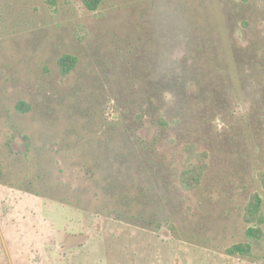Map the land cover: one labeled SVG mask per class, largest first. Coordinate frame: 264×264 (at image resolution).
I'll return each instance as SVG.
<instances>
[{
    "label": "rangeland",
    "instance_id": "rangeland-1",
    "mask_svg": "<svg viewBox=\"0 0 264 264\" xmlns=\"http://www.w3.org/2000/svg\"><path fill=\"white\" fill-rule=\"evenodd\" d=\"M100 12L81 0H0V264H264V243L250 259L223 251L242 241L250 195L264 200V0H105ZM192 31L204 46L201 88L173 111L180 139L209 151L210 171L185 195L160 165L134 179L108 162L104 126L112 108L113 121L133 118L147 63L165 61L157 79ZM66 53L80 64L62 80ZM20 101L32 112L18 113ZM128 180L145 191L118 216L91 195ZM85 194L93 208L78 201ZM159 219L174 233L149 223Z\"/></svg>",
    "mask_w": 264,
    "mask_h": 264
},
{
    "label": "trees",
    "instance_id": "trees-1",
    "mask_svg": "<svg viewBox=\"0 0 264 264\" xmlns=\"http://www.w3.org/2000/svg\"><path fill=\"white\" fill-rule=\"evenodd\" d=\"M51 4L57 6L58 0H47ZM238 4H248L251 0H235ZM105 0H81L84 8L93 14L95 17H103V13L100 12ZM78 34H83L81 40H86L88 34V28L81 26L77 30ZM194 35V36H193ZM202 40L201 34L185 33L182 37L181 46H173V54L169 57L171 67L168 70L159 73V77L154 79L157 75V65L161 71V68H167L165 61L155 60L147 63L150 67L149 70H144L140 76L136 86L138 88L137 94L140 100H136L133 103V118L127 115L122 120L113 121L114 115L109 113L108 121L109 125L104 126V131H107V139L105 140L106 157L111 164L112 156H116L115 164L121 163L120 167L127 176L135 177L141 175V167L160 165L163 170L168 169L171 175V179L174 181L173 186L177 190L185 195H192L196 191L202 188L205 178L210 171V153L206 149H201L195 142H183L179 137V129L182 120L180 116H177L175 107L177 105L181 109V103L185 96L189 97L192 94L200 91L201 82L203 77L202 64L203 56L202 52L204 46L198 43ZM172 43V42H171ZM159 45V43L157 44ZM158 54H152L151 59H157ZM149 61L148 58L145 59ZM80 64V58L74 53H66L58 60L59 73L62 80L69 79L76 71ZM194 70L192 72L191 70ZM200 72H195L199 70ZM137 94L135 96H137ZM189 99V98H188ZM111 111V109H108ZM16 111L20 114H28L32 112V105L27 101H20L16 105ZM132 120V121H131ZM132 122V127L128 122ZM12 130L20 135L15 126L11 125ZM130 128V130H128ZM146 132H150L149 138L145 137ZM131 132L133 137L131 139ZM106 133V132H105ZM104 133V134H105ZM14 135V134H13ZM8 137V146L11 147L14 137ZM122 136L128 137L124 138ZM24 140L28 138L23 135ZM109 143L112 146L116 145V150L109 153L107 148ZM86 172L89 167H82ZM120 169V168H119ZM139 172V173H137ZM112 173V170L111 172ZM94 175V172H93ZM261 188L264 190V170L260 171L257 175ZM128 178V177H127ZM89 181V179L87 178ZM129 181V180H128ZM134 181L128 182L127 188L123 191L122 188H118L116 192H108L104 194L102 189L94 187L91 191V195L108 201V209L111 210L113 216L119 215L120 211L124 208H128L126 204L132 206L134 200L139 195L141 187H134ZM145 189H149L145 187ZM121 191V192H119ZM145 191V190H144ZM90 192V189H89ZM110 194V195H109ZM122 202L114 203L113 196ZM136 197V198H135ZM85 201L87 206L90 207L91 197L85 194L80 196L78 201L83 203ZM111 202V203H110ZM123 202L125 205H122ZM89 206V207H88ZM264 200L260 193L254 192L250 195L243 212V221L246 226L243 233L242 241H235L227 244L223 248L226 255L230 257H239L243 259L253 258L256 246L264 243ZM137 213L140 211H134L131 214H127L132 218H137ZM122 214V213H121ZM122 216V215H121ZM149 222L156 226V230H161L165 227L166 223L163 219H159ZM174 233L176 230L167 227Z\"/></svg>",
    "mask_w": 264,
    "mask_h": 264
},
{
    "label": "flooded vegetation",
    "instance_id": "flooded-vegetation-1",
    "mask_svg": "<svg viewBox=\"0 0 264 264\" xmlns=\"http://www.w3.org/2000/svg\"><path fill=\"white\" fill-rule=\"evenodd\" d=\"M241 259H243V258H241Z\"/></svg>",
    "mask_w": 264,
    "mask_h": 264
}]
</instances>
